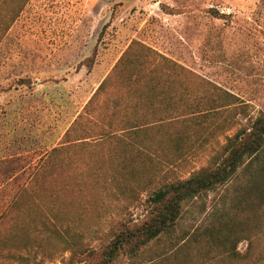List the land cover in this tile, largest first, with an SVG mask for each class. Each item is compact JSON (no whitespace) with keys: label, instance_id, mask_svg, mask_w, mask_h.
Instances as JSON below:
<instances>
[{"label":"rangeland","instance_id":"374dc122","mask_svg":"<svg viewBox=\"0 0 264 264\" xmlns=\"http://www.w3.org/2000/svg\"><path fill=\"white\" fill-rule=\"evenodd\" d=\"M0 1V21L6 27L13 25L14 60L13 79L6 83L12 94L0 98V264H89L66 263L71 253L63 241L81 236L96 245L100 236L111 234L125 216L118 183L125 189L135 186L142 197L137 203L143 202L148 190L166 176L188 177L209 165L226 137L247 121L243 111L264 112V0ZM133 40L184 66L187 72L182 80L195 92L199 86L193 82L198 76L235 95L236 104L227 107L223 117L236 127L200 139L182 156L162 159L154 151L152 160L139 164L136 181L116 176L90 188L84 207L76 202L67 210L63 199L55 203L40 199L33 207L35 219H15L20 225L10 232L11 205L22 198L26 203L24 195L17 193L34 191L31 178L42 156L66 141L67 131ZM221 121L217 118L218 124ZM76 152L70 149L61 156L68 162ZM158 160L163 164L158 165ZM219 195L204 200L203 214L197 213L198 205L189 206L191 212L183 217L176 235L212 223ZM137 203L131 211L139 220L142 208ZM253 240L255 259L264 257V232ZM165 243V239L155 243L148 253L159 252ZM249 243L243 240L239 250L246 252ZM191 251L199 256L203 249ZM121 264L136 263L126 258Z\"/></svg>","mask_w":264,"mask_h":264},{"label":"trees","instance_id":"16d2710c","mask_svg":"<svg viewBox=\"0 0 264 264\" xmlns=\"http://www.w3.org/2000/svg\"><path fill=\"white\" fill-rule=\"evenodd\" d=\"M186 72L152 46L133 40L67 131L66 141L42 156L31 178L34 191L17 193L24 195L26 203L22 198L11 205L10 232L20 225L15 219H35L33 207L40 199L52 203L63 199L67 210L76 202L84 207L90 188L116 176L136 181L139 164L149 161L154 151L162 159L182 156L200 139L236 127L223 117L226 108L236 104V96L198 76L193 82L199 86L195 92L182 80ZM190 98H195L192 103ZM243 113L247 121L226 137L209 165L188 177L166 176L139 203L142 197L135 186L125 189L118 183L125 218L110 235L100 236L96 245L81 236L65 239L71 253L66 263L121 264L129 258L136 264H264V257L255 259L253 240L264 232V112ZM70 149L78 152L65 162L61 155ZM163 162L158 160V165ZM213 193L220 198L214 204L212 223L177 236L189 206L198 205L197 213L203 214L204 200ZM136 203L142 208L139 220L131 211L132 206L138 207ZM164 239L159 252L148 253ZM243 240L250 241L244 253L239 250ZM195 247L203 249L201 255L192 254Z\"/></svg>","mask_w":264,"mask_h":264},{"label":"crops","instance_id":"0c3cea01","mask_svg":"<svg viewBox=\"0 0 264 264\" xmlns=\"http://www.w3.org/2000/svg\"><path fill=\"white\" fill-rule=\"evenodd\" d=\"M2 6V1H0V11ZM4 23L3 20L0 21V85H5L4 90L0 89V98H5L12 94L11 86L7 88L6 83L12 81L14 67L13 43L11 42L13 25L6 27ZM16 64L20 67L22 66L21 62Z\"/></svg>","mask_w":264,"mask_h":264}]
</instances>
